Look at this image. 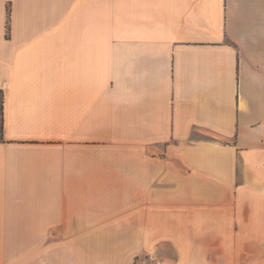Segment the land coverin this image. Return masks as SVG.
<instances>
[{
    "label": "crops",
    "instance_id": "0c3cea01",
    "mask_svg": "<svg viewBox=\"0 0 264 264\" xmlns=\"http://www.w3.org/2000/svg\"><path fill=\"white\" fill-rule=\"evenodd\" d=\"M1 98L0 264H264V0H0Z\"/></svg>",
    "mask_w": 264,
    "mask_h": 264
},
{
    "label": "trees",
    "instance_id": "16d2710c",
    "mask_svg": "<svg viewBox=\"0 0 264 264\" xmlns=\"http://www.w3.org/2000/svg\"><path fill=\"white\" fill-rule=\"evenodd\" d=\"M10 11V10H9ZM1 107V118H0V140L3 138V115H2V107H3V99L0 101Z\"/></svg>",
    "mask_w": 264,
    "mask_h": 264
}]
</instances>
